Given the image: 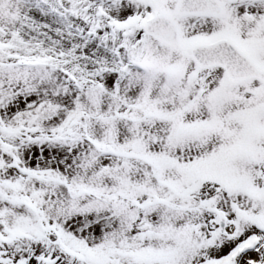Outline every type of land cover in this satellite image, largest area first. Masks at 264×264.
I'll return each mask as SVG.
<instances>
[{
	"label": "snow or ice",
	"instance_id": "1",
	"mask_svg": "<svg viewBox=\"0 0 264 264\" xmlns=\"http://www.w3.org/2000/svg\"><path fill=\"white\" fill-rule=\"evenodd\" d=\"M0 264H264V0H0Z\"/></svg>",
	"mask_w": 264,
	"mask_h": 264
}]
</instances>
